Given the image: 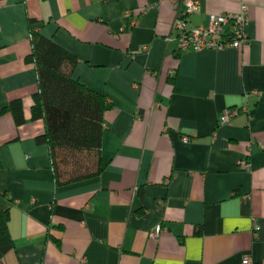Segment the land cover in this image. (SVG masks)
Listing matches in <instances>:
<instances>
[{"label":"crops","instance_id":"1","mask_svg":"<svg viewBox=\"0 0 264 264\" xmlns=\"http://www.w3.org/2000/svg\"><path fill=\"white\" fill-rule=\"evenodd\" d=\"M191 1V28L246 6L248 44L177 52L183 0H0V264H264V0ZM30 29L107 99L97 177L55 184Z\"/></svg>","mask_w":264,"mask_h":264},{"label":"trees","instance_id":"2","mask_svg":"<svg viewBox=\"0 0 264 264\" xmlns=\"http://www.w3.org/2000/svg\"><path fill=\"white\" fill-rule=\"evenodd\" d=\"M29 25L33 20L28 21ZM32 62L37 78L32 116L42 119L38 141L48 147L56 186L97 177L102 172L101 143L106 97L73 77L76 58L51 40L30 29ZM16 125L24 122L19 101L3 109ZM8 212L0 209V250L12 248L7 231Z\"/></svg>","mask_w":264,"mask_h":264},{"label":"built area","instance_id":"3","mask_svg":"<svg viewBox=\"0 0 264 264\" xmlns=\"http://www.w3.org/2000/svg\"><path fill=\"white\" fill-rule=\"evenodd\" d=\"M184 10L176 11L172 23V33L167 40L176 41L177 52L190 53L202 50L223 51L229 48L240 49L248 44L249 39L245 33L248 21L247 7L241 6L236 13L210 14L207 20L199 26L189 27L186 16L198 10V4L191 0H183ZM235 110H228L222 116L223 122L227 121ZM239 166L248 168V160L241 159ZM160 227L157 226L151 233L156 238ZM244 264H250L249 258H244Z\"/></svg>","mask_w":264,"mask_h":264}]
</instances>
